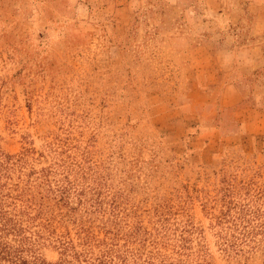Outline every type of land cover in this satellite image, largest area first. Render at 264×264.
I'll return each mask as SVG.
<instances>
[{
  "label": "rangeland",
  "instance_id": "obj_1",
  "mask_svg": "<svg viewBox=\"0 0 264 264\" xmlns=\"http://www.w3.org/2000/svg\"><path fill=\"white\" fill-rule=\"evenodd\" d=\"M0 264H264V0H0Z\"/></svg>",
  "mask_w": 264,
  "mask_h": 264
},
{
  "label": "crops",
  "instance_id": "obj_2",
  "mask_svg": "<svg viewBox=\"0 0 264 264\" xmlns=\"http://www.w3.org/2000/svg\"><path fill=\"white\" fill-rule=\"evenodd\" d=\"M232 90V89H231Z\"/></svg>",
  "mask_w": 264,
  "mask_h": 264
}]
</instances>
